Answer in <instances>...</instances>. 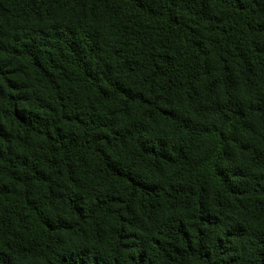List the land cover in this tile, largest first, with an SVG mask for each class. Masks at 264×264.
I'll use <instances>...</instances> for the list:
<instances>
[{"label": "trees", "instance_id": "1", "mask_svg": "<svg viewBox=\"0 0 264 264\" xmlns=\"http://www.w3.org/2000/svg\"><path fill=\"white\" fill-rule=\"evenodd\" d=\"M0 264H264V0H0Z\"/></svg>", "mask_w": 264, "mask_h": 264}]
</instances>
